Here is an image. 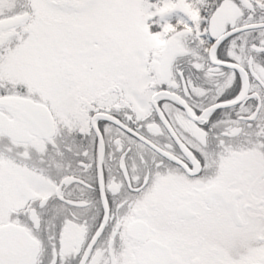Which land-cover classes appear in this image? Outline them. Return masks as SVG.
Segmentation results:
<instances>
[{
	"label": "snow or ice",
	"instance_id": "1",
	"mask_svg": "<svg viewBox=\"0 0 264 264\" xmlns=\"http://www.w3.org/2000/svg\"><path fill=\"white\" fill-rule=\"evenodd\" d=\"M0 264H264V0H0Z\"/></svg>",
	"mask_w": 264,
	"mask_h": 264
}]
</instances>
